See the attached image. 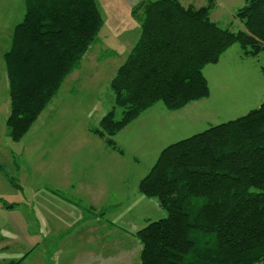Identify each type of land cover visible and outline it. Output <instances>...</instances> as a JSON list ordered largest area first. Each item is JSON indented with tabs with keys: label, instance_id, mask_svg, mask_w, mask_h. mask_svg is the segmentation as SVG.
Returning a JSON list of instances; mask_svg holds the SVG:
<instances>
[{
	"label": "trees",
	"instance_id": "obj_1",
	"mask_svg": "<svg viewBox=\"0 0 264 264\" xmlns=\"http://www.w3.org/2000/svg\"><path fill=\"white\" fill-rule=\"evenodd\" d=\"M211 11L178 0L133 8L141 36L111 83L122 119L109 113L93 131L109 147L116 150L113 138L159 103L177 111L208 98L204 70L233 46L246 59L264 52V0H246L236 14L244 29L236 33L213 23ZM103 25L96 0H25L4 56L13 143L28 135L80 67ZM139 191L166 213L137 234L142 264H263L264 102L166 148Z\"/></svg>",
	"mask_w": 264,
	"mask_h": 264
},
{
	"label": "rangeland",
	"instance_id": "obj_2",
	"mask_svg": "<svg viewBox=\"0 0 264 264\" xmlns=\"http://www.w3.org/2000/svg\"><path fill=\"white\" fill-rule=\"evenodd\" d=\"M99 1L107 13L105 24L98 44L88 53L79 86L72 87L68 94L73 102L52 103L19 143L8 139L7 128L1 124L0 118V199L19 207L13 212H4L0 208V264L20 261V264H47L41 259L47 248L38 249V242L43 243L44 237L40 236L36 224L41 205L55 210L52 204L41 203L42 195L48 190L68 199L73 196L71 201L75 204H81V199L83 205H89L92 199L77 191L84 183L106 177L108 191L125 192L126 197L136 196L140 194V181L150 173L166 148L244 117L264 102V52L256 59L240 60L242 50L235 45L223 61L206 69L208 98L177 111H168L162 103L157 104L149 114L150 117L156 116L155 126L150 129L143 126L142 119L114 137L117 149L115 152L109 150L106 141L93 131L109 113H114L117 121L122 119L123 113L116 105L111 83L126 62L132 46L139 41L142 24L132 16L131 0H122L124 3L116 6H112V2L118 0ZM133 1L141 5L157 0ZM178 1L185 7L211 5L210 20L213 23L235 33L244 29L236 14L246 5V0ZM24 16L25 0H0V106L2 109L9 106L6 113H9L11 103L7 99L9 81L3 55L10 50L14 30ZM102 56L105 57L103 62L99 60ZM57 111L63 116L54 113ZM162 113L169 116L165 129L161 128L165 123H159ZM6 176L15 178L20 188ZM141 196L137 204L133 201V207L139 212L129 218L137 223L140 217L144 221L143 217L148 213L153 219H160L163 211L157 202ZM121 212L112 215L111 219L119 221ZM10 223L14 225L10 226ZM52 237L46 236L48 239ZM49 250L48 262L51 263L48 264H52V246ZM28 254L30 257L23 262Z\"/></svg>",
	"mask_w": 264,
	"mask_h": 264
},
{
	"label": "crops",
	"instance_id": "obj_3",
	"mask_svg": "<svg viewBox=\"0 0 264 264\" xmlns=\"http://www.w3.org/2000/svg\"><path fill=\"white\" fill-rule=\"evenodd\" d=\"M96 1L105 24V16L107 15V13L103 10V3H101L99 0ZM121 2L124 3L122 0L114 1L112 2V6H116ZM130 3L132 16L135 19L136 17L133 15V8L138 6L139 4L138 2L135 3V1L133 0H131ZM140 31L141 26L139 28V32ZM140 36L141 32L139 35V39ZM98 42L99 39L95 45H97ZM134 47L135 45L132 46L131 50H133ZM228 51L222 56L220 62L223 61L222 59H225L224 57H226ZM5 54L3 55V60ZM104 58L102 56L99 58V60L103 62L105 60ZM239 58L240 60L246 59L243 57L242 54L239 55ZM87 59L88 54L83 59L80 67L67 78L60 92L55 97L52 103L58 101L59 105H62L70 104L73 102V98L68 94L71 91L72 87H74L75 85L79 86V77L81 76V73L85 70V66H87V64H85ZM209 67L210 66L206 67L204 70V75L206 79L207 76L205 74V71ZM84 77L85 74L83 75V78ZM7 97V99L10 100V96ZM154 107L149 111L145 112L143 115H141L139 119H137L131 125H135L143 119L142 122H140L143 124V126L148 127L149 129L150 127L155 126L154 121L156 120V116L150 117L149 115L150 113H152L150 111L153 110ZM8 108V105H6L4 109H2V107L0 106V118L2 121L1 124L5 125V127L7 119L11 113V108L9 109V113H6ZM54 113L58 114L60 117L63 116L60 111ZM162 116V120L159 123H165V125L163 127L159 126V124L157 125L165 129L169 122V116H166L165 113H162ZM148 117H150L149 120L151 121H146ZM164 117L166 120L163 119ZM166 117H168V119ZM49 119H51V117H49ZM144 120L145 122H143ZM106 147L111 151H116L108 145H106ZM118 149L120 150L119 147ZM121 150L123 152V149ZM6 177L8 180H15V178H11L9 176ZM107 181L108 180L106 177H98L94 181L84 183L81 189L77 191L78 194L85 193L86 197L92 199V202L89 205H83L81 199V204H75L73 203V201H71L74 198L73 196L68 199L67 197L61 196L60 194H53L49 192V190L47 191V193H44L42 195L43 199L41 203H50L53 207H55V210H50L44 208L41 205L42 210H40V212H38L37 214L38 218L36 225L39 227V232H41L40 236L44 237L43 243L42 241L41 243L38 242V249L43 248V246L47 248L43 252V255L44 253L47 255H42L43 258L41 257V259H43L42 262L47 264L51 263L48 262V258H50L49 247L52 246V264H142V245L137 237V234L138 232L146 228L150 223L164 219L165 212L161 208L157 200L149 199L143 195L146 199L157 202L158 207L161 211H163V216L160 219L156 220L153 219L150 214L146 213V215L143 217L145 218L144 221H141L142 219L140 217L139 221L136 223V220L129 218V216L139 212V210H136V208L133 207V201H135V203L137 204L139 202L138 200L140 199V196L142 195L139 191V188L138 193L140 194H136V196L133 195L134 197L131 195L132 198L128 196L126 197L125 192L121 194L108 191L109 182ZM18 188H20V185L18 186ZM67 195L70 194L67 193ZM131 203L133 204L130 205ZM0 204V208L4 212H13L19 209L17 204H9L6 201V206L3 203ZM126 204H128L127 207H125ZM120 211L122 212L119 221L111 219L112 215L117 214ZM9 225H14V223H10ZM46 236H48V238L49 236L53 237L48 239L46 238ZM30 255L31 254L26 255L22 259L23 262L27 260Z\"/></svg>",
	"mask_w": 264,
	"mask_h": 264
}]
</instances>
